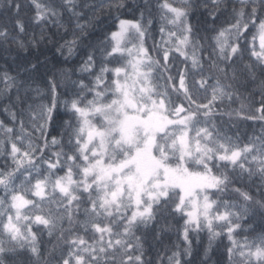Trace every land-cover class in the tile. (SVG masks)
Wrapping results in <instances>:
<instances>
[{"label":"snow or ice","instance_id":"snow-or-ice-1","mask_svg":"<svg viewBox=\"0 0 264 264\" xmlns=\"http://www.w3.org/2000/svg\"><path fill=\"white\" fill-rule=\"evenodd\" d=\"M0 51V264H264V0H0Z\"/></svg>","mask_w":264,"mask_h":264},{"label":"trees","instance_id":"trees-1","mask_svg":"<svg viewBox=\"0 0 264 264\" xmlns=\"http://www.w3.org/2000/svg\"><path fill=\"white\" fill-rule=\"evenodd\" d=\"M156 38L159 39V36L157 35ZM149 43H151V41H149ZM6 63L10 67H13L11 58L9 57V59L5 60V53L0 51V65H4ZM0 119H5V116L3 113H0ZM241 131L247 132L249 135H251L253 133V131L258 133L260 131V129H259L258 125H253L251 122H249L248 124L241 125ZM176 239H177L176 235L173 232L171 235V241L176 242ZM201 240H202V243L200 245H194V247L196 249H202L203 244H206V240H207L206 234H201ZM166 243H167V241H166ZM225 243H226V241H225Z\"/></svg>","mask_w":264,"mask_h":264}]
</instances>
